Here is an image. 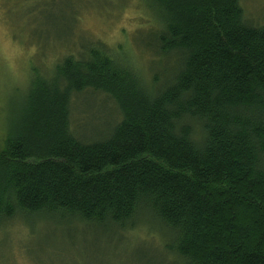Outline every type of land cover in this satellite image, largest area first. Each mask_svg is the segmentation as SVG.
I'll return each mask as SVG.
<instances>
[{
  "label": "trees",
  "instance_id": "1",
  "mask_svg": "<svg viewBox=\"0 0 264 264\" xmlns=\"http://www.w3.org/2000/svg\"><path fill=\"white\" fill-rule=\"evenodd\" d=\"M10 1L37 26L10 21L34 56L5 121L1 108L0 228L35 217L131 235L156 221L173 241L145 264H264V21L242 0H140L152 19L131 47L73 46L59 38L79 31L81 2ZM81 96L110 114L91 138L73 126Z\"/></svg>",
  "mask_w": 264,
  "mask_h": 264
},
{
  "label": "rangeland",
  "instance_id": "2",
  "mask_svg": "<svg viewBox=\"0 0 264 264\" xmlns=\"http://www.w3.org/2000/svg\"><path fill=\"white\" fill-rule=\"evenodd\" d=\"M65 1L85 5L76 11L77 17L81 19L79 31L73 30L70 35L63 30L59 38L60 42L69 40V44L73 46L82 42L83 37L90 36L94 40H102L113 46L121 44L124 49H128L137 30L147 22L146 17L152 19L140 0ZM2 3L4 0H0V149L5 139L1 118L2 103L5 121L11 101L18 100L16 87L26 86L33 62L31 57L34 56L33 48L25 49L14 40L10 21L15 23V17L17 30L21 34L37 26L25 18L24 7L14 8L13 2L8 0L4 9ZM242 4L248 17L264 21V0H242ZM67 13L70 14V8ZM50 50L51 58L58 50ZM136 57L144 65L145 60L140 57L139 52ZM100 99L81 96L74 102L73 126L81 137L96 136L111 121L108 119L110 114ZM27 220L26 223L13 221L0 228V264H145L143 252L149 255V246H153L158 252L163 243H172L174 237L172 232L161 228L156 221L149 223L156 229L154 232L147 231L145 225L135 227L131 234L135 238L132 240L129 232L121 233L117 230V234L104 235L74 223L55 224L35 217ZM166 260L172 261L174 258Z\"/></svg>",
  "mask_w": 264,
  "mask_h": 264
}]
</instances>
